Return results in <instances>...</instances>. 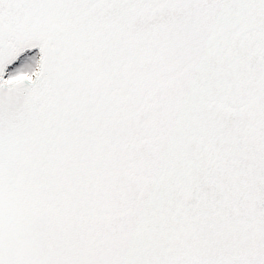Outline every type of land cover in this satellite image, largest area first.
Here are the masks:
<instances>
[{
    "label": "snow or ice",
    "instance_id": "snow-or-ice-1",
    "mask_svg": "<svg viewBox=\"0 0 264 264\" xmlns=\"http://www.w3.org/2000/svg\"><path fill=\"white\" fill-rule=\"evenodd\" d=\"M0 264H264V0H0Z\"/></svg>",
    "mask_w": 264,
    "mask_h": 264
}]
</instances>
